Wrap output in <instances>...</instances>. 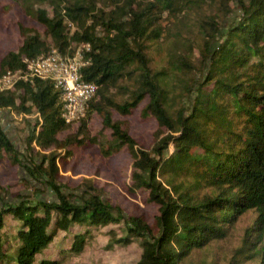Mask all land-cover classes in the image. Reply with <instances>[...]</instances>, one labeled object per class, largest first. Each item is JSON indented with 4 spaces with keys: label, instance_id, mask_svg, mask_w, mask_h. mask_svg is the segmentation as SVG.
<instances>
[{
    "label": "trees",
    "instance_id": "1",
    "mask_svg": "<svg viewBox=\"0 0 264 264\" xmlns=\"http://www.w3.org/2000/svg\"><path fill=\"white\" fill-rule=\"evenodd\" d=\"M200 1L12 0L44 32L20 26L22 46L1 59L0 76L22 67L23 56L55 50L72 57L88 45V64L79 74L81 81L96 85V92L82 118L70 125L62 120L60 92L50 81L19 82L0 92V111L35 116L33 124L23 122L28 128L23 154L0 121V161L20 164L56 195L54 201L2 199L0 264H65L102 235L107 249L139 247L135 264L182 263L224 240L247 213L254 218L227 264H264V0H222L220 15L233 12L225 8L231 3L241 11L225 33L215 15L201 22L203 75L183 83L186 109L169 113L168 74L152 71L146 55L162 37L163 14L179 20ZM185 61L170 62L174 74L183 71ZM127 80L134 89L118 102L112 89L125 92L121 83ZM146 98L142 114L155 119L159 136L170 134L159 141L158 159L146 152L136 157L126 122L113 119V111L125 117ZM95 116L101 130L91 136L87 127ZM105 133L108 138L101 142ZM87 145H98L105 158L123 148L135 156L132 187L148 191L149 202L159 206L153 225L102 201L88 180L90 191L77 202L60 192L59 159ZM169 145L173 152L163 157Z\"/></svg>",
    "mask_w": 264,
    "mask_h": 264
},
{
    "label": "rangeland",
    "instance_id": "2",
    "mask_svg": "<svg viewBox=\"0 0 264 264\" xmlns=\"http://www.w3.org/2000/svg\"><path fill=\"white\" fill-rule=\"evenodd\" d=\"M244 1L246 3L248 0ZM200 3L188 13L181 15L179 20L172 19L168 13L163 14L162 37L151 43L146 51L150 69L154 72L165 70L168 74L167 89L169 90L168 98H170L168 103L171 114H175L178 109L188 107V98L182 96L183 83L192 84L195 79L199 80L203 75L199 54L202 44V34L199 30L201 22L215 15L221 19L224 30L222 32L225 33L238 21L241 14L237 3L225 5V8L227 6L233 11L227 16L219 14L222 0H201ZM20 26L35 29L40 34L44 32L42 26L29 19L19 5L13 3L12 0H1L0 61L7 52H16L22 46L23 37ZM176 57L187 61H185V67L182 68L183 71L174 74L170 62ZM188 66L193 67L189 69ZM133 85L134 83L129 80L121 83L125 92L112 89V96L118 102H122L124 97L134 89ZM146 104L147 98L125 117L113 111V119L126 122L128 133L136 144V157H139L141 152H146L158 159L160 155H157L156 148L159 146V141L170 134L165 133L159 136L155 119L151 116H144L141 112ZM24 120L33 124L35 116L25 118L0 111L3 129L20 154L25 151V139L28 134ZM77 127L75 125L72 130H76ZM87 130L89 135L97 136L101 130L100 119L93 117ZM107 138L108 133H105L100 141L105 142ZM172 152L173 146L169 145L162 156H169ZM134 162L135 156L127 148H123L109 158L101 155L98 145L72 148L70 157L62 156L58 161L60 176L56 184L61 193L72 197V202H77L84 190L90 191L87 190L85 182L88 180L95 188L93 193L98 195L102 201L120 208L126 216L143 217L150 225H153L159 206L149 202L148 191L136 190L132 187ZM158 180L163 182L161 177ZM18 195L31 202L54 201L56 198L55 192L50 187L47 188L40 181L30 178L20 164L12 165L7 159L0 161V204L2 199L7 202H17ZM253 218V213L241 216L234 226L228 229L224 240L213 243L205 250L194 251L189 259L176 264H227L234 250L240 246L244 230L250 226ZM106 244L107 237L102 235L93 246L90 245L87 248L81 257H70L65 264H135L137 262L140 249L136 245L107 249Z\"/></svg>",
    "mask_w": 264,
    "mask_h": 264
},
{
    "label": "built area",
    "instance_id": "3",
    "mask_svg": "<svg viewBox=\"0 0 264 264\" xmlns=\"http://www.w3.org/2000/svg\"><path fill=\"white\" fill-rule=\"evenodd\" d=\"M81 48L72 57L62 56L55 50L36 58L23 56L22 67L0 76V92L12 90L19 82L50 81L60 92L62 120L68 125L78 122L96 92L95 84L81 81L79 72L88 64L84 53L89 51V46Z\"/></svg>",
    "mask_w": 264,
    "mask_h": 264
}]
</instances>
